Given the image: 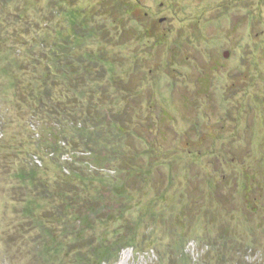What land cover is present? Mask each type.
Wrapping results in <instances>:
<instances>
[{"label": "rangeland", "instance_id": "374dc122", "mask_svg": "<svg viewBox=\"0 0 264 264\" xmlns=\"http://www.w3.org/2000/svg\"><path fill=\"white\" fill-rule=\"evenodd\" d=\"M54 43L68 49L71 99L61 77L43 81ZM43 84L64 113L44 112ZM93 104L106 125L91 153L75 128H94ZM72 156L86 157L71 166L87 184H63ZM31 163L64 185L41 203L72 204L46 221L50 256L22 213L38 193L15 172ZM97 170L101 211L78 244L75 194L97 200ZM107 234L145 243L111 264H264V0H0V264H86L75 249Z\"/></svg>", "mask_w": 264, "mask_h": 264}, {"label": "trees", "instance_id": "16d2710c", "mask_svg": "<svg viewBox=\"0 0 264 264\" xmlns=\"http://www.w3.org/2000/svg\"><path fill=\"white\" fill-rule=\"evenodd\" d=\"M69 12V11H68ZM70 24L68 25V36H70V39H72L71 37L76 33L74 32V30H76L77 28H75V25L77 26V21L75 20V18L73 17L72 19H70ZM67 48L61 44H57L54 43L53 47L51 49H49V51H46V61H45V67L47 70H49L48 72V76L45 75L44 76V80H48L47 78L52 77L54 75L61 77V80H64L63 82H65V86L67 88V90H70V92L72 93V95L68 96L67 95V91H64V96H67L68 99L73 98L74 95H77L78 93L77 91V87L75 85V81L76 79L73 78V81L71 82V78L75 77V75H73V72L69 71V67H71L72 63L67 60V57H65L66 59L65 62L62 60L60 61V56L62 54V51L67 54ZM104 60V59H103ZM105 61V60H104ZM59 64V66H58ZM109 67H113V63L109 62ZM59 67V68H58ZM104 67V66H103ZM103 72L101 70H98V75H100L101 77H103L104 75L102 74ZM44 83V82H43ZM51 88L49 87V85L43 84V87L40 89V91L36 90V95H38V102L44 103L45 107H51L48 108L47 110H44V112H49L52 111V113H54L53 115H56V113H64V111L66 110V106L65 104H61L62 102L58 101L54 99V101H50L51 103H46L45 101L48 100V97H51L52 95V91H50ZM53 99V98H52ZM56 102V103H55ZM55 103V104H54ZM91 103H94V101H91ZM54 104V105H53ZM93 109H95V112L93 113V117L95 118V124L93 125L94 128L90 129L89 127H86L85 124H81L80 126H77V135L82 138L81 140H83L84 144L86 145V147L84 148V151L86 152H91L93 153V149L91 148V144L93 141L98 143V137L102 136L101 134V127L105 124L106 122L105 120L103 122H100V117H99V113H96L97 109V105L93 104ZM118 113L112 115V117L110 118V122H109V127H112L113 129V135L119 137L121 135H124L127 132L126 126L124 124H120L118 125L116 123V119L118 118ZM104 123V124H103ZM79 124V123H78ZM76 126V125H75ZM91 143V144H90ZM58 144V142L56 143ZM59 145V144H58ZM56 149H54L55 151L58 150L61 153H65L64 147H62V145H59L57 147H55ZM117 149V148H115ZM117 150H114L113 153H116ZM86 157H80V156H72L71 160L68 162L67 166H64L66 168H68L69 173H66L63 170V166L61 167V180H64L63 184H68L70 182H67L68 179L71 178L72 175H74V177L76 178H80L81 180H83L81 183L83 184H87L86 180L89 179V177L86 179V175H84V173L81 171H76L75 168H73L71 165L75 166L77 165L76 163H80L82 165H84L86 159ZM85 159V160H84ZM32 164V163H31ZM85 166V165H84ZM36 169H41L38 165L32 164L31 166H22L21 168H19L15 174L17 176V179L21 182H24L26 180H28V182H31L35 187H36V193L38 194H34L33 197L27 198L26 203L24 205V208L22 210V213L25 217H27L28 219H31V223L35 224V226L39 227H43L44 230H42L41 233V238H42V246L44 247L43 250V255L46 256H50V246L51 244H54L57 241L58 237L56 235V232L52 231L51 229H53L52 224L53 223H47L46 221H52L55 219L56 217V211H60L62 212L64 210V212L66 211L64 209L63 204L67 203V207L68 209L71 208L72 204L70 205L67 202V199H62L60 202H57L58 204H52L51 206H48L46 204L41 203V201H44L46 203L47 198H56L59 196H63L65 195L64 190H62V187L64 186L62 183L55 181L50 182L48 179L46 178H40L39 174L36 173ZM97 174H99L98 170L96 171ZM104 175L99 174L98 175V182H95V184H91L88 181V184L93 186L94 190L93 192H95V194L93 193V196L96 195V199L97 200H92V198L90 197H86L83 196V193L78 192L79 194H75L79 197L80 199V203H81V207L82 210L84 209V213L80 214L81 212H78L79 215L75 216V225H74V240L79 243H84L87 240V236L84 234L85 231L87 230L88 226L92 225V217H97L100 214L101 211V207L98 201L101 200V184H106V178L102 177ZM58 182V183H57ZM99 183V184H98ZM116 189V187H115ZM74 201L77 202V199L74 197ZM54 214V215H53ZM44 218H46V220L44 221ZM40 228V227H39ZM45 234V236L43 235ZM88 243V244H87ZM85 243V245L77 247L75 249V253L77 256L80 257L79 261L81 262H85L86 264H111L112 262H115L118 260L120 253L122 252V250H124L125 248L128 247H132L134 249L135 252H139V250H141L140 248H142L143 245H145V243L141 246L142 241H138L135 237V235L133 236H128V237H121V238H117L114 236V238L109 237V235H105L103 237V239H101L100 246H94L91 243L89 244V242ZM140 243V244H139ZM140 245V246H139ZM84 247H88L89 248V254L90 257L87 256L85 258L84 255H87L86 251H83L82 248L84 249ZM40 254V253H39ZM38 254V255H39ZM42 255V254H41ZM183 256L188 255V253L184 252L183 250ZM187 257V256H186ZM186 260H189V258H186Z\"/></svg>", "mask_w": 264, "mask_h": 264}, {"label": "bare ground", "instance_id": "6f19581e", "mask_svg": "<svg viewBox=\"0 0 264 264\" xmlns=\"http://www.w3.org/2000/svg\"><path fill=\"white\" fill-rule=\"evenodd\" d=\"M125 258V255H124V257H123V259Z\"/></svg>", "mask_w": 264, "mask_h": 264}]
</instances>
